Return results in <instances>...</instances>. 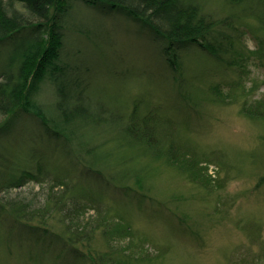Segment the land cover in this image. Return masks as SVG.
Listing matches in <instances>:
<instances>
[{"label":"rangeland","instance_id":"rangeland-1","mask_svg":"<svg viewBox=\"0 0 264 264\" xmlns=\"http://www.w3.org/2000/svg\"><path fill=\"white\" fill-rule=\"evenodd\" d=\"M191 1L215 20L227 18L229 28L223 30L232 44L221 61L196 47L179 48L175 70L169 57L149 41L153 30H141L113 12L101 28L106 32L119 25L112 42L104 45L103 39L69 29L57 64L87 78L90 97L100 100L96 92L102 90L106 98L101 99L119 112L130 114L135 105L142 115L156 112L166 134L184 147V158L193 165L183 171L180 163L153 150L140 152L134 162L129 159L131 173L145 166L148 176L126 181L134 189L131 194L106 197L112 223L128 234L111 243L118 251L113 259L123 264H264V119L247 116L242 108L264 93V67L253 54L264 32L255 18L241 10L234 13L225 0ZM83 13L92 25L91 13ZM56 99L46 75L34 100L50 116L56 112ZM37 122L25 113L15 118L0 134V150L23 165L30 144L47 147L46 130ZM141 184L146 197L140 195ZM5 229L0 226V264H52L36 254L28 239L8 237ZM105 245L100 234L95 235L94 249L105 254Z\"/></svg>","mask_w":264,"mask_h":264},{"label":"trees","instance_id":"trees-1","mask_svg":"<svg viewBox=\"0 0 264 264\" xmlns=\"http://www.w3.org/2000/svg\"><path fill=\"white\" fill-rule=\"evenodd\" d=\"M225 3L234 13L241 10L246 17L251 15L264 32V0ZM84 9L91 13L92 25L86 22ZM202 9L191 0H0V117L4 119L0 134L25 113L46 130L48 143L45 148L30 144L23 165L0 150V226L7 228L5 235L28 239L36 254L40 252L52 264L120 263L111 256L118 254L111 243L128 234L123 226L112 223L106 197L115 192L129 195L134 189L126 181H144L148 176L145 166L136 175L131 173L126 167L129 159L134 162L140 152L153 150L180 163L183 171L193 165L185 160L184 147L166 134L156 112L142 115L137 105L130 114L119 112L113 103L101 99L105 97L102 90L96 92L100 100L91 98L88 79L71 66L57 64L63 38L75 29L107 45L119 25L106 32L101 28L105 17L115 12L141 30H153L149 41L169 57L175 70L179 48L196 47L221 61L232 44L223 30L227 18L215 20ZM255 44L254 57L264 67V38ZM46 75L57 98L56 112L50 116L34 100ZM242 108L247 116L264 119V93ZM141 185L140 195L146 197L147 188L143 191ZM97 234L107 243L105 254L94 249Z\"/></svg>","mask_w":264,"mask_h":264}]
</instances>
